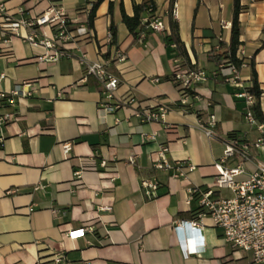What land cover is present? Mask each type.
<instances>
[{
    "label": "crops",
    "instance_id": "0c3cea01",
    "mask_svg": "<svg viewBox=\"0 0 264 264\" xmlns=\"http://www.w3.org/2000/svg\"><path fill=\"white\" fill-rule=\"evenodd\" d=\"M143 1L98 0L90 7L89 0H0L12 22H29L50 8L61 10L72 37L64 46L70 58L40 63L41 48L0 34V92L24 82L35 88L11 108L0 102V116H14L0 127V264H253L249 254L224 241L223 231L210 219L202 221L201 247L177 224L196 219V202L185 203L188 190L205 191L213 184L229 136L247 144L258 137L245 122L246 105L236 94L255 80L262 120L255 117L264 121V0H239L236 55L244 60L238 69L242 88L214 75L217 67L207 58L219 43L230 42L233 0H175L174 18L170 0H153L156 20L166 31L134 39L122 23V12L133 16V5ZM170 20L177 27L181 56L165 41ZM111 24L116 45L109 48ZM39 30L42 37H54L51 26ZM115 49L126 60L111 68L120 81L113 100L133 96L143 106L166 105L164 121L143 124L130 109L109 115L100 111L105 101L101 85L84 78L79 59L84 55L96 62ZM191 69L204 70L208 78L184 99L173 74ZM211 118L213 138L204 132ZM65 143L70 144L67 155L61 149ZM162 146L168 148L169 164L194 170L185 178L155 170ZM260 150L249 148L250 162L234 155L223 166H241L245 172L238 181H246L255 162H264ZM132 154L138 155L134 164L128 161ZM143 179L158 184L153 198L142 190ZM216 195L230 199L234 192L217 190ZM84 227L93 232L77 239L67 236ZM55 254L62 256L57 263Z\"/></svg>",
    "mask_w": 264,
    "mask_h": 264
},
{
    "label": "built area",
    "instance_id": "2783aa9c",
    "mask_svg": "<svg viewBox=\"0 0 264 264\" xmlns=\"http://www.w3.org/2000/svg\"><path fill=\"white\" fill-rule=\"evenodd\" d=\"M98 0H89V6L93 7ZM176 16L175 5L171 10V17ZM0 17L3 20L0 24V34L2 38L7 36L22 37L26 43L41 48L43 53L38 56L40 63H55L61 58H70L71 55L64 47L71 40L70 22L68 17L58 9L50 8L46 12L38 15L29 22H12L11 15L6 10L4 4L0 5ZM51 26L54 30V37L47 39L40 34V28ZM224 29L228 27L222 23ZM24 28L29 31L25 36L21 35L20 30ZM149 30L154 33L162 34L166 31L164 24L159 20H152L148 24ZM111 33L108 34V42H111ZM171 48H176L171 45ZM236 58L242 60V54L236 55ZM125 55L115 49L109 58H100L96 62H88L84 55H81L79 62L85 69L84 78L96 80L102 88V95L105 101L100 102V111L106 114H112L118 110L130 109L132 116L140 119L141 123L162 122L168 112L166 105L149 102L142 105L133 96L127 99L113 100L114 94L120 84L119 79L111 71L112 67H117L124 63ZM214 75L221 76L223 80L236 88H242L238 68L234 65H220L214 72ZM208 74L204 70L191 69L176 72L173 75V81L182 93V97L192 94L196 91L198 85L206 82ZM154 79L153 82H158ZM35 88L32 82H24L16 86L10 92H0V102L7 107H13L20 99L29 98L34 93ZM236 97L243 99L246 105L244 119L247 124L255 127L258 137L252 144L241 143L233 138L225 144V150L222 159L215 165L218 175L207 190L189 189L186 205L196 202L198 205V215L195 220L180 222L178 228H187L193 235L195 247L202 246V237L200 230L202 221L210 219L212 225L223 231V239L233 249L240 250L250 255L253 264H264V162L256 161L253 171L246 181L239 182L238 178L244 174L245 170L241 166L235 168H226L223 166L234 155L241 157L244 163L250 162L252 156L248 152L249 148H264V121H258L254 115L253 107L256 104V98L247 91H241ZM182 100L184 102L185 100ZM14 119L13 114L8 113L0 116V127ZM215 121L211 118L209 127L205 129V135L209 138L215 137ZM153 139V136H151ZM64 155L70 152V144L61 145ZM168 148L162 146L158 152L159 159L153 165L155 170L171 171L172 178H185L186 172L194 170L192 165L182 166L181 164L171 165L166 160ZM137 154H132L128 161L134 164ZM140 186L147 197H154L158 189V184L150 179H143ZM217 190H231L234 192L233 198H221L216 195ZM105 209V208H104ZM55 214V213H54ZM86 232L92 233L93 228H79L67 232L71 239L83 237ZM181 247L186 248L185 242H181ZM195 252V250H193ZM54 261L57 263L62 259L60 254L54 255ZM221 264V263H219Z\"/></svg>",
    "mask_w": 264,
    "mask_h": 264
},
{
    "label": "trees",
    "instance_id": "16d2710c",
    "mask_svg": "<svg viewBox=\"0 0 264 264\" xmlns=\"http://www.w3.org/2000/svg\"><path fill=\"white\" fill-rule=\"evenodd\" d=\"M175 0H170V5L172 6ZM241 11L240 2L239 0H233V19L231 23V37L229 44L219 43V48L217 50L212 49L207 58L209 61L213 62L215 66L218 68L220 65H234L238 69L243 63V59L239 60L236 58V51L240 45L239 43V22L238 17ZM156 7L153 0H144L140 4L133 5V16L129 17L124 12H122V23L126 26L130 36L134 39H137L140 34L146 33L149 34L151 30L148 28V24L150 21L157 19L156 18ZM93 13L89 15V27H92L93 21ZM169 26L171 33L165 37V41L167 45L170 44L175 45V52L179 53L178 56L182 55L181 47H180V40L176 36L177 27L175 23L171 20L169 21ZM111 32V42L109 44V48L116 45V30L113 24L110 26ZM117 48V47H116ZM110 53L107 52L104 55V58H109ZM174 75V74H173ZM255 76V75H254ZM249 94L254 96L257 100L260 97V91L258 89L257 82L254 80L253 86L247 90ZM254 115L257 118L262 120L259 107L257 104L253 107ZM231 139L234 138L233 134L229 136Z\"/></svg>",
    "mask_w": 264,
    "mask_h": 264
},
{
    "label": "rangeland",
    "instance_id": "374dc122",
    "mask_svg": "<svg viewBox=\"0 0 264 264\" xmlns=\"http://www.w3.org/2000/svg\"><path fill=\"white\" fill-rule=\"evenodd\" d=\"M244 120H245V119H244ZM245 122H246V120H245ZM246 123H247V122H246ZM260 152L263 153V152H264V148L261 149ZM223 154H224V152H223ZM260 159H261V158H260ZM240 263H241V262H240Z\"/></svg>",
    "mask_w": 264,
    "mask_h": 264
}]
</instances>
